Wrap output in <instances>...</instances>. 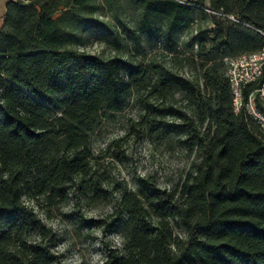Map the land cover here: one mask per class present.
Instances as JSON below:
<instances>
[{
  "label": "trees",
  "instance_id": "1",
  "mask_svg": "<svg viewBox=\"0 0 264 264\" xmlns=\"http://www.w3.org/2000/svg\"><path fill=\"white\" fill-rule=\"evenodd\" d=\"M105 9H132L133 25L115 16L110 27L99 17ZM92 29L127 59L75 47ZM157 40L191 76L145 63L144 43ZM261 49L264 0L9 1L0 29V264H53L50 230L29 203L57 207L71 188L87 202L104 198L94 136L150 82L149 95L176 90L180 106H148L140 124L180 134L197 163L170 191L145 180L119 187L122 246L102 264H264V140L234 114L224 61Z\"/></svg>",
  "mask_w": 264,
  "mask_h": 264
},
{
  "label": "rangeland",
  "instance_id": "2",
  "mask_svg": "<svg viewBox=\"0 0 264 264\" xmlns=\"http://www.w3.org/2000/svg\"><path fill=\"white\" fill-rule=\"evenodd\" d=\"M99 13V17L110 27L115 24V16L129 26L133 25L131 20L135 17L132 9L117 12L115 16L107 9ZM79 36L81 40L75 47L90 55L105 58L122 55L127 59L125 50L115 51L106 45L103 31L92 29ZM190 37L189 33L181 35L182 45ZM122 43L125 45L128 42L124 40ZM144 47L147 53L145 63L153 60L186 77L192 75L189 67L178 65V60L173 59L161 40L150 44L145 42ZM129 49L134 55L131 45ZM149 85L151 82L139 91L133 89L124 109L104 121L94 136L92 172L102 174L104 178L102 188L107 191L104 198L87 202L75 195V188H71L67 200L57 207H49L42 202L29 203L50 230L53 264H102L108 249L122 246L114 228L113 213L119 187L135 190L139 182L145 180L161 190L170 191L183 181L197 163L196 155L179 142L182 140L180 134L160 135L145 130L144 124H140L141 117L148 113V106L160 107L162 103L180 106L181 95L178 91L174 90L167 99H161L149 95ZM165 119L172 121L174 116L165 113Z\"/></svg>",
  "mask_w": 264,
  "mask_h": 264
},
{
  "label": "built area",
  "instance_id": "3",
  "mask_svg": "<svg viewBox=\"0 0 264 264\" xmlns=\"http://www.w3.org/2000/svg\"><path fill=\"white\" fill-rule=\"evenodd\" d=\"M15 1L27 4L31 0ZM229 18L235 21L232 16ZM224 61L234 114H242L255 123L264 140V49L228 57ZM246 86L252 88L244 94Z\"/></svg>",
  "mask_w": 264,
  "mask_h": 264
},
{
  "label": "crops",
  "instance_id": "4",
  "mask_svg": "<svg viewBox=\"0 0 264 264\" xmlns=\"http://www.w3.org/2000/svg\"><path fill=\"white\" fill-rule=\"evenodd\" d=\"M9 1L13 0H0V29L4 24L6 17V5Z\"/></svg>",
  "mask_w": 264,
  "mask_h": 264
}]
</instances>
